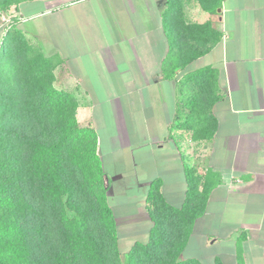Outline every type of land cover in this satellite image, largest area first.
Returning a JSON list of instances; mask_svg holds the SVG:
<instances>
[{
    "label": "crops",
    "instance_id": "1",
    "mask_svg": "<svg viewBox=\"0 0 264 264\" xmlns=\"http://www.w3.org/2000/svg\"><path fill=\"white\" fill-rule=\"evenodd\" d=\"M179 6L184 23H211L221 39L171 79L162 75L173 28L168 16L165 30L169 0H30L9 17L45 56L61 60L54 86L75 96L78 124L97 134L108 204L122 205L118 215L112 211L119 239H146L152 181L161 180L169 205H182L186 163L199 174L216 172L220 182L181 259L238 264L237 241L244 238L243 263L264 264V0H221L216 14L197 0ZM205 67L218 71L217 129L209 147H200L202 158L189 162L193 144L169 138L179 116L176 82ZM130 193V202L118 199Z\"/></svg>",
    "mask_w": 264,
    "mask_h": 264
},
{
    "label": "trees",
    "instance_id": "2",
    "mask_svg": "<svg viewBox=\"0 0 264 264\" xmlns=\"http://www.w3.org/2000/svg\"><path fill=\"white\" fill-rule=\"evenodd\" d=\"M26 1L0 0V11L10 13ZM197 1L209 14L221 7V0ZM179 3L169 0L164 17L165 30L166 17L173 18L170 54L162 64L166 79L221 39L211 23H184ZM60 64L16 22L8 24L0 42V264H203L181 255L220 176L212 170L199 174L184 163L186 192L179 207L164 200L161 180L152 181L145 205L152 226L144 241L122 253L97 134L78 124L75 96L55 88ZM176 85L179 116L169 138L179 146L209 147L217 129L212 107L222 98L218 71H189ZM242 239L238 264H244Z\"/></svg>",
    "mask_w": 264,
    "mask_h": 264
},
{
    "label": "rangeland",
    "instance_id": "3",
    "mask_svg": "<svg viewBox=\"0 0 264 264\" xmlns=\"http://www.w3.org/2000/svg\"><path fill=\"white\" fill-rule=\"evenodd\" d=\"M9 16H11L9 13H5V12H1L0 11V31H5V29L7 28L8 24L11 22V19ZM10 21V22H9ZM19 28V27H18ZM4 33V32H3ZM81 126V125H80ZM82 127V126H81ZM84 128V127H83ZM196 148V149H195ZM204 155V151L201 150V148H198L197 147H193L191 153L189 155H187L188 159H189V162H191V159H194L195 161H197V159H201L202 156ZM105 159V158H104ZM194 161V162H195ZM196 166V165H195ZM122 198H118L119 200H125L127 202H130L133 197H132V193L130 194H127V195H123L121 196ZM116 202H118V200H114L112 199L110 201L111 204L110 207L112 206L113 207V210L114 213L117 214V208L116 206L118 207V209L120 210L122 205L121 204H116ZM111 207V208H112ZM118 215V214H117ZM145 239L143 238V236L141 237H138L137 235H133L132 234V237L130 236H126V238H120L119 239V249L122 253L126 252L130 245L133 244L134 242H137V241H144ZM124 256V255H123ZM206 264V263H205ZM256 264H263V263H256Z\"/></svg>",
    "mask_w": 264,
    "mask_h": 264
},
{
    "label": "built area",
    "instance_id": "4",
    "mask_svg": "<svg viewBox=\"0 0 264 264\" xmlns=\"http://www.w3.org/2000/svg\"><path fill=\"white\" fill-rule=\"evenodd\" d=\"M10 22V21H9Z\"/></svg>",
    "mask_w": 264,
    "mask_h": 264
}]
</instances>
